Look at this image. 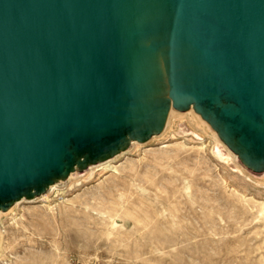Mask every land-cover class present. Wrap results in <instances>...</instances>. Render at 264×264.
<instances>
[{
    "label": "water",
    "instance_id": "95a60500",
    "mask_svg": "<svg viewBox=\"0 0 264 264\" xmlns=\"http://www.w3.org/2000/svg\"><path fill=\"white\" fill-rule=\"evenodd\" d=\"M187 111L264 182V0H0V212Z\"/></svg>",
    "mask_w": 264,
    "mask_h": 264
},
{
    "label": "rangeland",
    "instance_id": "374dc122",
    "mask_svg": "<svg viewBox=\"0 0 264 264\" xmlns=\"http://www.w3.org/2000/svg\"><path fill=\"white\" fill-rule=\"evenodd\" d=\"M181 113L0 213V264H264V182Z\"/></svg>",
    "mask_w": 264,
    "mask_h": 264
},
{
    "label": "bare ground",
    "instance_id": "6f19581e",
    "mask_svg": "<svg viewBox=\"0 0 264 264\" xmlns=\"http://www.w3.org/2000/svg\"><path fill=\"white\" fill-rule=\"evenodd\" d=\"M183 114H185V113H181L180 112V114L179 115H183ZM193 118V117H192ZM194 120V119H193ZM197 120V119H196ZM198 121V120H197ZM199 122V121H198ZM218 139V138H217ZM222 143V142H221ZM134 144H136V143H134ZM223 144V143H222ZM224 145V144H223ZM221 146V145H220ZM225 146V145H224ZM223 147V146H222ZM227 148V147H226ZM228 150H229V148H227ZM219 151L221 152V148L219 149ZM230 151V150H229ZM231 152V151H230ZM53 187H55V186H53ZM53 187H50V190L53 188ZM52 190H54V188L52 189ZM50 192V191H49ZM11 212V211H10ZM0 213H2V212H0ZM2 214H0V216H1Z\"/></svg>",
    "mask_w": 264,
    "mask_h": 264
}]
</instances>
